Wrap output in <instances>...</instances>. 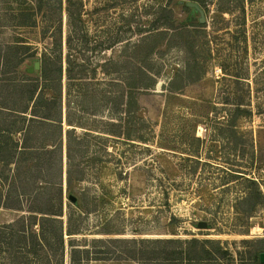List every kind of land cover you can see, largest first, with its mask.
Instances as JSON below:
<instances>
[{"label": "rangeland", "instance_id": "374dc122", "mask_svg": "<svg viewBox=\"0 0 264 264\" xmlns=\"http://www.w3.org/2000/svg\"><path fill=\"white\" fill-rule=\"evenodd\" d=\"M81 1L89 13L84 17L89 43L86 48L81 40L75 41L77 64L84 58L99 64L108 58L123 59V55L144 58L151 49V66L158 75L153 89L137 97L151 124L150 142L109 140L104 144L107 154L103 162L81 163L76 157V169H85L87 176L69 191L75 203L66 196L63 138L64 212L69 203L79 205V192L94 185V173L98 174L97 187L109 196L82 217L87 230L73 239H213L229 251V264H256L255 257L264 252V182L260 180L264 174V0ZM159 8L171 11L170 28L154 26L156 19L165 16ZM62 14L63 112L67 49L65 11ZM128 26H132V35L127 33ZM16 36L38 50L34 58L24 60L19 73L39 77L38 71H25L35 58L40 60L49 41L41 42L36 30L0 28V46L11 44ZM131 36L132 43L142 37L149 42L142 50H128L124 40ZM110 42L112 48L102 50ZM13 60L8 56V66H0V79L12 75ZM96 78L99 84L106 81L101 73ZM11 120L0 116V129ZM62 124V129L69 128ZM21 138L14 136L15 140ZM57 138L56 132L49 140L55 143ZM80 141L90 149L99 143L92 138ZM9 144L8 136L0 133V153L1 148L3 154L10 152ZM34 146L41 147L40 143ZM72 146L76 148V143ZM17 147H21L20 141ZM54 158L57 161L58 153ZM17 164L27 181L26 170L36 162ZM13 168L7 159L0 161L2 197ZM236 171L242 177H237ZM17 216L13 210L0 209V224ZM202 222L204 228L199 227ZM68 238L64 235L63 264H69ZM89 264L137 263L112 260Z\"/></svg>", "mask_w": 264, "mask_h": 264}, {"label": "trees", "instance_id": "16d2710c", "mask_svg": "<svg viewBox=\"0 0 264 264\" xmlns=\"http://www.w3.org/2000/svg\"><path fill=\"white\" fill-rule=\"evenodd\" d=\"M159 9L165 16L156 19L154 26L170 28L171 11ZM63 11L67 49L64 121L60 55ZM88 14L81 0H0V28L36 30L41 42L49 41L47 46L43 45L40 60L34 59L33 65L38 60L40 63V76L36 78L18 71L26 58L36 56L38 50L34 46L19 36L11 44L0 46L1 67L8 66V56L14 59L12 75L0 79V116L12 119L6 128L0 129L1 135L8 136L11 146L7 154H3L1 148L0 161L7 159L9 164H14L11 183L5 196H0V209L18 214L11 222L0 224V264H63L64 235L70 239L67 242L69 264L112 260H130L137 264H229V251L219 240L213 239H73L87 230L82 217L94 211L109 196L104 188L97 187L98 174L94 173L91 175L94 185L79 192V205L69 203L64 212L63 138L66 148L65 190L69 197L73 184L84 182L87 176L85 169H76V157L81 163L103 162L107 154L104 144L109 140L150 142L151 124L144 117L137 97L153 89L158 75L151 66V49L144 58L135 55L124 58L123 55V59L108 58L102 64L84 58L82 64H77L74 43L81 40L88 47L87 31L84 30V17ZM127 33L133 34L132 26L127 27ZM124 41L128 50L135 51L142 50L149 42L142 37L132 43V36ZM111 48L110 42L102 50ZM98 73L106 78L102 84L95 82ZM100 85L104 88H99ZM63 122L69 128L62 129ZM56 132L58 138L53 143L49 137ZM15 135H20L21 140H15ZM80 138H92L99 143L90 149L81 143ZM19 141L21 147H17ZM72 142L76 143V148ZM36 143L41 147L34 146ZM56 153L57 161L54 158ZM20 161L36 162L26 170L29 174L27 181L23 180L25 171L22 172L17 164ZM235 173L242 177L241 172ZM26 183L29 186H24ZM103 234L109 232L103 230ZM255 263L260 264L258 257H255Z\"/></svg>", "mask_w": 264, "mask_h": 264}, {"label": "water", "instance_id": "95a60500", "mask_svg": "<svg viewBox=\"0 0 264 264\" xmlns=\"http://www.w3.org/2000/svg\"><path fill=\"white\" fill-rule=\"evenodd\" d=\"M188 5H189L190 7H193V8H195V9H198L197 5L194 4V3H188ZM199 12H200V15H201V17H202V16H203L202 11L199 10ZM39 68H40V63L37 61V62L34 63V65H33L32 67H29V68L26 69V73H27V74H33L35 71H38ZM62 113H63V115H64V114H65V111L63 110ZM68 199L70 200L71 203H75V202H76V198H75V196H73V195H70V196L68 197ZM205 226H206V224H205L204 222H202V223L199 224V227H200V228H204ZM258 258H259V262H260V264H264V252L259 253Z\"/></svg>", "mask_w": 264, "mask_h": 264}, {"label": "built area", "instance_id": "2783aa9c", "mask_svg": "<svg viewBox=\"0 0 264 264\" xmlns=\"http://www.w3.org/2000/svg\"><path fill=\"white\" fill-rule=\"evenodd\" d=\"M260 180L264 182V174L261 176Z\"/></svg>", "mask_w": 264, "mask_h": 264}, {"label": "bare ground", "instance_id": "6f19581e", "mask_svg": "<svg viewBox=\"0 0 264 264\" xmlns=\"http://www.w3.org/2000/svg\"><path fill=\"white\" fill-rule=\"evenodd\" d=\"M259 230H261V229H259Z\"/></svg>", "mask_w": 264, "mask_h": 264}]
</instances>
